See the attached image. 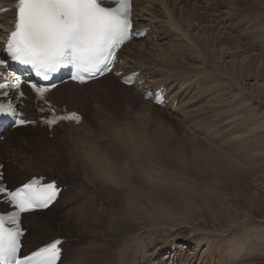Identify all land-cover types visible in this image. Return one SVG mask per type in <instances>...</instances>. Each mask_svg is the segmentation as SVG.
I'll return each mask as SVG.
<instances>
[{
    "label": "bare ground",
    "instance_id": "6f19581e",
    "mask_svg": "<svg viewBox=\"0 0 264 264\" xmlns=\"http://www.w3.org/2000/svg\"><path fill=\"white\" fill-rule=\"evenodd\" d=\"M11 1L13 0H0V4L2 6H7L10 4ZM143 1L141 2L142 3L141 5H143ZM173 1L175 2V0ZM237 1L240 2V4H243L242 6L240 5L241 8H239L238 6L239 4H231V5L225 4L226 6H224L223 4L221 5L222 2L218 3V2H214V0H204L203 1L204 4H202L203 7L201 6L199 7L200 9H204L205 12L204 11L202 12L206 16H207L206 12L208 13L215 12V16H213V18L214 17L215 18L213 21L217 23V25H220V26L222 25L223 29L224 27H226L225 24L229 23L227 25V28L232 30L235 28L233 26L234 22H237L239 24V21H241L242 17H247L249 19V22L252 19V22L254 23L252 26L246 27V31L250 32L251 30H253L251 31L252 34L259 35L261 33V35H263L264 34V0H256L255 1L256 6L251 5L252 6L251 8L244 7V4L249 5L248 3L250 2L244 1V0H237ZM138 2L136 3V0H133V3L138 4ZM152 2H154V0ZM156 2L159 3L160 1L155 0V3ZM181 2L183 3V7L187 9L184 12L186 13V15L184 16H186V18H190V20L192 21L193 20L192 12H189V10L191 9L194 10L195 8H192V5L190 4L189 0L188 1L181 0ZM234 2L236 3V1ZM155 3H148V5H146L147 8H145V11H146L145 14L147 15H145L144 13L141 15L140 12L136 13L137 8L136 7L133 8V12H134L133 17H134L136 28H145L149 30L150 33H153L151 38L153 40H156L155 46L157 47L156 51L158 54H159V49L164 51V49L167 47L165 45H169L173 48V52L182 53V54L186 53L185 55L192 59L193 61L192 63L199 62L198 63L199 65L195 66L190 63V66H189L187 64H184L181 61L170 59L174 57V56H171L170 58L165 60V62H167L169 66H164L162 65L160 61H155L153 58L150 57V55L153 54L154 52L151 54H146V52L143 51L146 47H144L143 50L138 49V47L137 48L135 47L136 48L135 49L134 45H135L136 40H134L122 46L121 50L119 51L120 57L123 52L128 51V48L133 47L132 54L135 57H144L146 59L145 60L146 62L144 64L145 66L141 68L135 67L134 65L129 64L124 61L122 64L118 65V69L124 70V73H123L124 75L134 74L135 72H137L135 74L136 81L133 87L135 88L136 93H138L141 97H143V94L149 90L154 92L155 90L159 89L163 93H165V97H166L165 103L167 104V107H171L174 101H177V102L183 101V98L185 97L184 94H187V93L190 95L188 97V100H186L185 102L187 104L191 102H193L194 104L198 103L201 101L202 98L207 97L208 100L206 101V103H204L205 105L199 104V106L197 107L195 106L196 109L188 108V110H190L189 113L185 116L181 114L182 115L181 117H184V121H186L187 123H190L191 127L193 128L192 130L194 132L203 133L204 136L202 138L205 139V138L211 137L213 139L215 137L217 139H220L222 136H224V139L221 140L219 144L211 143L212 147H208L206 149L207 153H203V152H198V149H195L194 147L191 146V144H193L192 143L193 141L194 142H204L205 141V140L200 139V137H197L198 134L195 133L196 136L190 135V138L187 137L186 139H183L182 137L179 136V134L173 131L175 133L174 136L172 133L171 134L169 133L171 135V136L169 135L170 136L169 143L172 144L175 141L173 145L176 147L175 148L172 147V148L177 150V152L174 153L170 150L169 154L172 155V157L169 155L170 157L167 158L168 157L167 155L166 157L167 159H164V161H161L159 159L156 160L155 157L157 155L159 157V155L168 154L166 150H164L165 147L162 146L163 149L160 147V145H162L161 142L163 143L164 140L166 141V137H167L166 132L163 131L159 134H156V137H151V138L149 137V141H146V136H145L146 125L141 124L142 122H139L141 125H133V126H130L128 129H126L127 135H124V136L129 135L127 140L131 139L130 140L131 144L124 143V141L122 140V137H120L122 141H120L119 139L116 142L105 144L104 146H102V144L101 146H99L96 144L93 145V144H88V143L87 145L81 144V145L74 146L72 150L69 151L68 155L67 154H63L62 156L59 155L57 156V160H54L55 163L53 162L52 163L55 165L57 169H61V167H63L64 170L67 169L69 172H72L70 174H74L77 178L83 177L82 179L87 184L94 186L96 192L95 194H93V196L91 195L90 198H86L83 202H81V204L76 203L75 205H72L71 204L72 197L68 198L67 203L60 200V197L66 196V193H67L65 191L64 192L62 191L63 194L61 192L59 196V200H57L54 204H52L45 211H35L32 213L24 214L22 216V225L24 228H27L25 220H28L29 218L31 220V224H34L35 226L37 224H44V226L48 225V227H53L55 229V231H53L52 233L50 232V234H48L47 238H43L45 239L44 241L39 240L38 239L39 236L37 237L34 236V238H29L25 234L23 238L24 254H27L28 252L34 250L35 248L43 244L48 243L49 241L55 238H66V240L61 244V246L66 249V247H68V245H70L71 243L74 244L77 242L76 240H73V238L77 237L76 235H79V234L90 235L91 234L94 236L95 239H97L96 236L98 235V233H100L102 230H105L106 232L108 231L109 232L108 234L110 235L104 240V242H100L101 244L97 245L93 249H91L89 246V248L87 249V252H88L87 257H85L84 259H82V256L77 257L73 261H75L74 264H111L110 260H111V255H112V249L114 246V234H115V230H114L115 221L113 219V217L115 218V216L113 215L114 212L121 215L120 217H122V219H124L123 221L125 222L130 221V222L136 223L137 221L139 224L143 222L145 223L147 222V224H150L153 227H157L158 225H161L160 223H162L163 220L165 221L166 220H176L177 218L191 217V215L194 213V207L196 205L193 199L194 197L196 198V196L198 197L200 195L201 197L202 196H206V197L214 196L216 198H224L227 193L226 187L230 183H231L230 185L234 188V191L232 190L231 193L236 191V193H240L243 195L248 194L249 190L252 189V186L248 185L246 181H253L255 183L257 182L256 185L262 184L264 187V172H262L263 174H261L260 172V175L259 173L256 172L259 169L264 170V157H258L259 154L261 153L264 154V152H260L262 145L260 146V144H257L259 139H261L260 136H262L260 135L261 134L260 130L262 128L264 129V122L263 120L257 119V110L260 104H257L255 107L251 105L252 103L254 104V102H256L255 99L257 100V98H255L256 97L255 94L257 93H255V90L254 91L252 90L253 91L252 93L247 94V95L242 94L241 97H239V94H241L242 92L241 90H243V88L241 87V81L244 80L242 79L241 81H239V78L241 77L239 74H241L243 77H247L248 71L249 72L251 71L252 67L256 64V62L263 60L264 39L262 41V46H258L260 45L259 42H261L260 40L262 39L258 38L259 39V42H258V39L255 38L254 41H252L249 44L250 47L252 48L249 47L250 48L249 50H246V49H242V51L240 50L241 53H246V55L250 51H254V54H249L247 56L245 55V58L248 60H245V58L241 60L242 61L241 63L245 64L244 66L238 67L237 63H234L233 65H231L233 68H236V69L238 68V71L237 70L234 71V69L230 70L227 67V65L226 66L222 65V63L224 64V57H225V56L223 57L224 54L222 55V57L220 56L222 59L221 60L222 63H218L216 60H213L216 58L215 56H217L216 53L210 52L209 50H207V44L205 45V44H202L201 42L200 43L197 42V44H195L194 47L192 48L186 43V41H183L182 39H180L176 44L175 39H172L173 36L175 37L177 35L174 31H180V30L182 31L183 27L176 26L177 25L176 16H178V13L173 9V3L171 4L167 0L164 1L163 4H161L162 3V0H161V3H160L163 8L165 6V8L168 9L169 11L168 14L171 15L170 17H166L165 16L166 14L164 15V13H162L160 8L158 9V7H161V6H158L155 9L154 8L156 7ZM192 3H195V2H192ZM166 9L163 11H167ZM242 14L245 16H242ZM12 17H13V14L10 12H6L0 15V33L2 32L3 28L7 27L8 21ZM164 19H166L169 24H167V22L164 23L163 22ZM182 25L185 26L184 24ZM217 25H216V28L218 29ZM151 26H153V28H151ZM250 27H252V29ZM194 28L196 27L191 26V29H194ZM209 29H212V28L209 27ZM246 31H245V34H247ZM217 33L218 34L216 38L217 39L216 43L221 42L222 39H226L227 41L232 40L233 43L234 42L236 43V41L231 38L232 37L231 35H230L231 37L225 36L221 34L219 30ZM148 36L150 35L147 34L141 41H144V42L147 41ZM254 37L255 35H253V38ZM238 44L237 45L235 44L236 47L230 46V49L232 48H234L235 50L240 49L241 47ZM214 46L215 44H213V47ZM176 48H178V50H176ZM258 51L260 52V56L258 54L259 53ZM170 55H172V53H170ZM234 56H236V54L233 51L231 57L233 58ZM176 57H178V55H176ZM245 61H248V62H245ZM183 65L186 67L181 69V66ZM238 75L240 77H238ZM156 77H158V79H156ZM116 81H114V79L110 77V75H107L97 80L83 84V85L75 84L72 82H67V83H64V84H61L55 87L48 94L47 99L52 101L50 96L55 95V94L58 95V97H65V96L69 98L74 97L75 99H78V101H76L78 104H81V105H86L85 103L92 104L94 107L93 108L94 115H97L98 113L102 111L100 104H98L99 106H95L96 103L100 102L96 99V97L103 96V93L101 91L108 90V89L114 90L117 88L122 89V90H127V87L118 84ZM92 85L93 87H96V90L89 92L86 95L83 92V90ZM183 86H184L183 90L179 92V90ZM254 89H255V86H254ZM218 90H220L221 93ZM234 91H236V93ZM256 91H258V89ZM226 95L227 97H225ZM223 97H225V99H223ZM210 101L217 102V104L219 105H215L211 110L205 111L207 103ZM148 102H147L148 104L152 103L151 100H148ZM247 102H250L251 104L250 103H249L250 105L246 104ZM25 103H26V107L28 108L30 106L29 98L25 100ZM142 105L144 106V104ZM60 106L66 108V105H60ZM66 109L76 110V109H68V108ZM140 109H144V107ZM233 110H234V113L230 114L229 112ZM135 111L133 114L135 118H137V115L141 118L143 114L147 113L145 112V110L144 112H141V110H138L136 112ZM185 111H187L186 108H185ZM204 111L210 114H207V115L205 114L206 115L205 116ZM78 112L82 114V119L80 123L74 124L72 122H60L54 127V130L62 124L71 126L73 129H77L78 127L84 125L87 118L81 111H78ZM228 115H231L232 118H234L230 122L231 123L235 122L236 124L235 126L232 127V130L227 131L224 129L226 128L225 123L228 118ZM127 116L129 117V115H126V117ZM128 117L126 119H128ZM143 119H144V116H143ZM217 119L219 121L217 122L216 126L211 125L215 123ZM204 125L206 127L210 125L211 126L205 129V127H202ZM28 127L29 126L17 128L16 130L12 131V135H13V132L17 133ZM121 128L122 127H120V129L119 128L118 129L116 128V129L122 132L123 129ZM243 128H246V131H248L250 134L244 135L238 132L242 130ZM180 129L183 132V129L182 128ZM243 130L245 131V129ZM215 131H218L219 134L218 135L215 134ZM230 131L236 132L237 134L232 137L230 136L231 135ZM132 132L133 134L130 137V134ZM250 135L252 136L250 137ZM8 136L9 137L7 138V141L8 139H10L9 140L10 147H14V146L20 147V145L22 144V141H21L22 138H17V139L12 140V138H10L11 133H9ZM162 136H166L164 140L162 139ZM179 138H182V139L179 140ZM90 142L91 141H89V143ZM234 143H236L235 146H234ZM1 144L2 143L0 142V146ZM6 149H7V152L0 151V153L4 154L6 158L10 157L13 160H15L14 159V157L16 156L15 152L10 151L9 153V149L7 147ZM208 149H210V151H208ZM66 150H68V148H66ZM60 156L63 158H61ZM58 157L60 159H58ZM146 160L150 162V165L147 166ZM11 161L12 160H5V161L1 160L0 162L6 163L7 172L10 175L17 176L19 174L18 173L19 171H16L15 170L16 168H14L13 170H10L9 166H12L10 164ZM167 162H169L172 165H177V167L180 168L181 170L178 171L176 169L177 167L174 168L170 164L168 165ZM17 167L19 166L17 165ZM158 167L161 169H164V171L163 170L162 171L168 174V175H165L166 179L159 178L163 174H160L159 177L158 176L155 177V174L158 173L157 172ZM175 171L180 172L179 176L181 177H179V180H177L178 178L177 175L173 173ZM195 171L196 172L199 171V174H201L202 177L206 176L204 180H207V182H205V184L203 185V187H201V189H199L196 186V184L194 185L193 183V185H190V183L186 181L187 177H189L187 174H189L190 172H193L192 174L196 175ZM79 172L82 173V176L78 174ZM34 175H39V174L33 173L28 176L25 175L23 176L21 181L15 184L13 187L18 186L21 183H24L27 179H29L31 176H34ZM53 179L55 178L51 177L49 178L48 181H51ZM67 184L69 183L67 182L64 183V185H67ZM237 187L239 188L241 187L243 188V190L241 191L239 190V192H237L238 191ZM147 190L149 192L158 190V192L161 194L159 196H162L160 199L161 201L155 202V203H150L148 201V203L145 204L144 199L146 198ZM86 191L87 190L82 188L80 191H78V193L81 196H83ZM72 195H73L72 193L69 194V196H72ZM250 198L252 199L253 197L251 196ZM167 199H170L174 203L173 208L167 207L164 205V201ZM58 207L60 209H63V211L65 212L62 214L63 216H61V218L60 217L57 218L56 216H54V214L50 215V212H49L51 211V209L58 208ZM104 209L106 210L109 209L108 212L111 214L108 213L109 214L108 217H106L107 212L105 213L106 214L105 217L102 216L104 215L102 214ZM0 210L6 211L7 208L0 205ZM40 215L41 216L47 215L45 216L46 220H44L41 217L39 218L37 217ZM166 222L169 224L172 221H166ZM122 223L124 224V222ZM65 225L69 227V229L71 228L73 230L67 233L70 235H62V232H65V230L62 229L64 228ZM124 229L125 228H123L122 231H124ZM192 234L193 236L191 237V239L190 240L189 238L188 240L185 239L183 243L178 242V240H175V238L173 237L169 242L162 243L158 249L151 251V255L154 256L152 261L159 260V262L155 264H210V263L213 264L214 260H216V257L221 258L228 253L233 254L234 256L227 258L223 263V264H227L232 259L238 260L239 257L242 256V253L243 255L245 253L247 255L249 251L251 255L255 254L256 252L259 251L260 238L264 240V234H262L259 237L254 236V238L252 240H249V242H252L255 245H252L253 248H248V251H247L246 249H243V248L248 247V245L250 246V244L247 243L246 241L247 238L244 239V237H237V238L235 237L236 239H233V240L232 239L230 240L229 238L224 237V239L222 238L220 240L219 239L214 240L211 238L210 234H207L202 231L200 232L193 231ZM72 235H75V236H72ZM212 235H215V234H212ZM125 238H127L128 240V243L126 242L128 249L129 250L135 249L133 250L134 253L138 254L140 251L139 242H144V240H140V235H135L134 237H130V238L126 236ZM190 243L193 244L194 248L191 249L193 251H191V253L184 255L183 258H179V254L182 251V249L188 246L190 247L191 246ZM184 244H185V247H184ZM200 246H204L205 249H202L201 254L199 255V257H197L198 252L200 251V248H201ZM263 247L264 245L260 247V250H262L261 248ZM215 248H219V250L216 252ZM194 251L195 252L197 251V253L196 254L193 253ZM214 252H216L218 256ZM142 258H144V256ZM64 260L65 259L63 258L61 261H59L58 264H62ZM133 262L135 263V261H132L131 264H133ZM145 262L147 264L148 263L152 264L151 260L147 261L146 259L144 260V263ZM232 263L234 262L232 261Z\"/></svg>",
    "mask_w": 264,
    "mask_h": 264
},
{
    "label": "rangeland",
    "instance_id": "374dc122",
    "mask_svg": "<svg viewBox=\"0 0 264 264\" xmlns=\"http://www.w3.org/2000/svg\"><path fill=\"white\" fill-rule=\"evenodd\" d=\"M142 1L143 0H136V3L138 2V4L135 3V7L137 8L136 13L140 12L141 15L143 13L144 14L146 13L145 8H147L146 5H148V3H155V0H154V2H152L153 0L152 1L147 0L148 3L146 0H144L143 5H141ZM156 1H160V2L159 3L156 2L155 3L156 7H154V8L156 9L158 6H161V7H158V9L160 8L162 13H164V15L166 14L165 15L166 17H170L171 15L168 14V12H169L168 9H166L165 6L163 5L164 8L167 10V11H163L165 9L161 5L166 0H164V1L162 0V3H161V0H156ZM167 1H169L171 4L173 3V9L178 13V16H176L177 17V25L176 26L183 27L182 31L181 30L180 31H174L177 35L175 37L173 36L172 39H175L176 44L180 39H182L183 41H186V43L189 46H191L192 48L194 47L195 44H197V42L198 43L201 42L202 44H205V45L207 44V50H209L210 52H214L217 55V56H215L216 58L213 60H216L218 63H222L221 57L224 54L223 55V57L225 56L224 57V64L222 63V65L223 66L227 65V67L230 70L234 69V71H236V70L238 71V68L236 69V68H233L231 66L234 63H237L238 67L245 65V64L241 63L242 62L241 60L245 58L246 53H241V51H242V49L249 50L250 48H252V47H250L249 44L252 41H254L255 38L256 39H258V38L262 39V40H260L261 42H259V39H258V42L260 43V45H258V46H262L264 34L263 35H261V33L259 35L258 34H252L251 31H253V30H251L250 32L246 31V27L253 25L254 22H252V19L249 22V19L247 17H242L241 21H239V24L237 22L233 23V26L235 27L234 29L230 30L227 28V25L229 23L228 24L226 23L225 24L226 27H224V29H223L222 25L221 26L217 25V23H215L213 21L215 18V17L213 18V16H215V12H213V13L206 12L207 13V16H206L202 12V11H204V9H200L199 6L203 7L202 4H204L203 3L204 0H189L190 4L192 5V8H195L194 10H192V9L189 10V12H192V17H193L192 21L190 20V18H186V16H184V15H186V13H184V12L187 9L185 7H183V3L181 2V0H175V2L173 0H171V1L167 0ZM234 1H236V3ZM244 1H248V2L252 3V4L248 3L249 5L244 4V7L251 8L252 6H256V2H255L256 0H244ZM192 2H195V3H192ZM214 2H218V3L222 2L221 5L223 4L224 6H226L227 4L228 5L239 4L238 5L239 8H241L240 5L241 6L243 5V4H240V2H238L237 0H214ZM229 2H231V3H229ZM182 10H184V11H182ZM145 15H147V14H145ZM240 15H241V13H240ZM242 16H245V15L242 14ZM159 20H161V19H159ZM163 22L166 23L167 20L164 19ZM181 23L184 24L185 26H183ZM167 24H169V23L167 22ZM216 25H217L218 29L216 28ZM191 26H195L196 28L191 29ZM213 26H215V27H213ZM209 27H211L212 29H209ZM151 28H153V26H151ZM250 28L252 29V27H250ZM218 30L221 32V34H223L225 36H228V37L232 36L231 38L234 39L236 41V43L235 42L233 43L232 40L227 41L226 39H222L221 42L216 43ZM245 31L247 32V34H245ZM148 34L150 35L147 38L148 40L145 42L141 41L143 38L140 40H137L135 42L134 48L138 47V49L143 50L144 47H146L143 51H145L146 54H151L154 52L155 54L154 53L151 54L150 57L153 58L155 61H160L162 63V65H164V66H169V64L167 62H165V60H167L171 56H174V57H172L170 59L181 61L184 64H187L189 66H190V63L195 65V66L199 65L198 64L199 62L198 63H192L193 62L192 59L190 57H187L185 55L186 53L182 54V53L173 52V48L169 45H165V46H167L166 47L167 49L165 48L166 49L165 50L163 48L164 51L159 49V54H158L156 51L157 47L155 46L156 40H153L151 38L153 33H150V31H149ZM239 34H240V36H239ZM253 35H255L254 38H253ZM229 41H230V43H229ZM256 42H257V40H256ZM213 44H215L214 47H213ZM235 44L236 45L238 44L241 48L237 49V50H235L234 48L230 49V46L236 47ZM244 44H245V46H244ZM227 45H229V46H227ZM132 48H128V51H125L122 53L121 64L125 61L129 64L134 65L135 67H140V68L144 67L146 59L144 57H135L132 54ZM171 48H172V50H171ZM150 50H152V51H150ZM176 50H178V48H176ZM233 51L236 54V56L233 57L234 59L231 57ZM170 53H172V55H170ZM156 54H157V56H156ZM249 54H254V51H250L247 53V55H249ZM258 54L260 56V52ZM176 55H178V57H176ZM230 60L232 61V63ZM236 60H237V62H236ZM245 60H248V59L245 58ZM181 62H180V64H181ZM239 62H240V64H239ZM245 62H248V61H245ZM184 67H186V66H184V65L181 66V69H183ZM252 69L250 71L251 73L248 71L247 77H243L241 74H239L241 77L238 75V77H240L239 81L244 79L241 81V87L243 88V90H241L242 92H241V94H239V97H241L242 94H245V95L250 94L254 90H255V93H257V94L260 93L259 95L255 94V96H256L255 98H257V100L255 99L256 102H254V104L253 103L251 104L250 102H247L246 104L250 103L253 107H255L257 104H260L258 107V110H257V119L263 120V122H264V57H263V60L257 61L256 64L252 67ZM110 77H112L114 79V81L117 80L116 82L118 84L123 85L121 83V81L118 80L117 78H115L113 76H110ZM156 79H158V77H156ZM159 79H160V77H159ZM123 86H125V85H123ZM254 86H255V89H254ZM125 87H127V90H122V89L117 88L114 90L108 89V90L101 91L103 93V96L102 97H96V99L100 102L96 103L95 106H99L98 104H100L102 111L100 113H98L97 115H94V111H93L94 107L92 104L85 103L86 105H81V104H78L76 102V101H78V99H75L74 97L69 98L66 96L65 97H58V95H56V94L51 95L50 96L51 100L58 107H61L60 105H66V108H68V109H76L78 111H81L86 116L87 120L84 123V125L78 127L77 129H73L71 126L62 124L53 131L52 130L47 131L44 127L29 126L28 128L21 130L20 131L21 134H20V132H17V133L13 132V135H12V132H10L11 133L10 138H12V140L17 139V138H22L21 139L22 144L20 145V147L19 146L18 147H15V146L10 147L9 146V144H10L9 140L10 139H8V141H7V138L9 137L8 136L9 133H8L6 135V138L3 141H1L2 144L0 146L1 147L0 151L1 152H7V149H6V147H7L9 149V153H10V151L15 152V154H16V156L14 157L15 160H13L10 157L6 158L4 154L0 153V161L1 160L2 161L3 160L4 161L5 160H12L10 162V164L12 166H9L10 170H13L14 168H16L15 170L19 171L18 172L19 174L17 176L10 175L7 172L6 163L1 162L4 165L3 170L5 171V181L8 183L9 187H13L15 184L19 183L21 181V179L23 178V176H25V175L28 176V175H31L33 173L40 175V173H41L42 175L46 176L47 179H49L51 177L55 178V180L58 182V185H60L63 188L62 191L67 192L66 196L63 197L61 195L62 197H60V200L67 203L68 198L72 197V200H71L72 205H75L76 203L81 204V202H83L86 198H90L91 195L93 196V194H95L96 190H95L94 186L87 184L82 179L83 177L77 178L74 174H70L72 172H69L67 169L64 170L63 167H61V169H57L55 167V165L53 164V163H55L54 160H57V156H59V155H61V156L63 154L68 155L69 151H71L74 146L81 145V144L87 145V143H88V144H93V145L96 144L99 146H101V144H102V146H104L105 144L116 142L119 139H120V141L123 140L124 143L131 144V141H130L131 139L127 140L129 135L128 136H124V135H127L126 129H128L130 126H133V125H141V124L146 125V130H145L146 141H149V137L150 138L156 137V134H159L163 131L166 132L167 137L162 136L163 140L166 137V141L164 140L163 143L161 142L162 145H160V147L162 149H163V147H165L164 150H166V152L168 154L159 155V157L157 155L155 157L156 160L159 159L161 161H164V159H167L170 156L172 157V155L169 154L170 150L174 153L177 152V150L173 149L176 147L173 145L175 143V141L172 144L169 143V140H170L169 138L171 136L170 135L171 133L173 134V136L175 133H177L183 139H186L187 137L190 138V135L196 136V134H198L197 137H200V139L205 140V141L204 142H194L193 141L192 142L193 144H191V146L194 147L195 149H198V152H203V153H207L206 149L208 147H212L211 143H214V144L218 143L219 144L221 142V140L224 139V136H222L220 139H217L215 137L213 139L211 137H208L205 139L202 138L204 136V134L201 132H198V133L194 132L192 130L193 128L191 127L190 123H187L186 121H184V117H181L182 116L181 114H183L185 116L189 113L190 110H188V108L189 109H192V108L196 109V107L199 106V104L203 105L204 103H206V101L208 100L207 97L202 98L200 102L195 103V104L193 102H191L192 103V105H191V103H189V104L185 103L186 100H188V97L190 96L187 93V94H184L185 97L183 98V101H179V102L174 101L173 104L171 105V107H167L166 103L164 106H157V105H154L153 103L148 104L150 102H148V100H145L138 93H136L135 88L133 86H129V87L125 86ZM183 88H184V86L181 87L179 92L182 91ZM257 89H258V91H256ZM95 90H96V87H93V85H92L90 87L85 88L83 90V92L87 95V93L95 91ZM110 90H112V91H110ZM80 91H82V90H80ZM218 91H220V90H218ZM234 92L236 93V91H234ZM220 93H221V91H220ZM112 94H114V95H112ZM225 97H227V95ZM225 97H223V99H225ZM29 102H30V106L28 108L25 106L23 109H24V111L28 117H35L36 113H35L34 103H33L31 96L29 97ZM141 103L144 104V106ZM127 104H129L130 106ZM146 104L151 106V107L147 106ZM215 105H219V104H217V102H211V101L208 102L207 106L205 108V111L211 110ZM143 107H144V109H140ZM185 108L187 111H185ZM148 109H149V111H148ZM135 110L136 111L141 110V112H144V110H145V112H147V113H145L147 115V117L145 114H143L144 119H143V116L140 118L138 115H137V118H135V116L133 115ZM205 111H204V115L210 114V113H207ZM157 112H159V113H157ZM229 113L233 114L234 110L230 111ZM126 115H129V117L127 116L128 119H126L127 118ZM124 116H125V118H124ZM122 119H123V121H122ZM233 119L234 118H232L231 115H228V118H227L226 123H225L226 128L224 130H227V131L232 130V127L235 126V124H236L235 122L234 123L230 122ZM178 120L182 123H180ZM218 121L219 120L217 119L216 122L211 124V125L216 126ZM120 122H122L123 124ZM139 122H142V123L140 124ZM115 125H116V127H115ZM119 126L122 127L121 128V129H123L122 132L120 130H117L118 128L120 129ZM153 126H154V128H153ZM210 126H208V127H210ZM202 127H205V129L208 128L205 125ZM180 128L183 129V132ZM243 129H245V131ZM243 129H242L243 131L240 130L238 132H240L244 135L250 134L248 131H246V128H243ZM173 131H175V133ZM184 131H185V133H184ZM233 131L232 132L230 131V134H231L230 136H232V137L237 134L236 132H233ZM263 131H264V129L262 128L260 130V132H261L260 135H262V136H260L261 139H259V141L257 143V144H260V146L262 145L261 150L262 149L263 150L262 151L260 150V152H264V146H263L264 145V132ZM193 133L194 134L196 133V134L194 135ZM132 134H133V132L130 134V137ZM215 134L218 135L219 132L215 131ZM251 136L252 135H250V137ZM120 137H122V140ZM182 138H179V140H181ZM88 139H89V141H91L90 143H89ZM172 139H173V137H172ZM26 141H28V142H26ZM24 143L27 145H25ZM36 143H37V145H36ZM166 144H167V146H166ZM195 144H196V146H195ZM235 144L236 143H234V146H235ZM66 148H68V150H66ZM45 150H47L48 152ZM208 151H210V149H208ZM167 155H168V157H167ZM258 157H264V154L261 153L258 155ZM61 158H63V157H61ZM58 159H60V158L58 157ZM146 161H147L146 162L147 166L150 165V162H148V160H146ZM167 163H168V165L170 164L169 162H167ZM17 165L19 167H17ZM170 165L174 168L177 167V165H172V164H170ZM160 169L161 168L158 167V171H157L158 173L155 172L156 173L155 177L156 176L159 177L160 174H163L159 178L166 179L165 175H168V174L163 172L164 169H161V170ZM176 169L178 171L181 170L178 167ZM16 171H14V172H16ZM256 172L259 173V175H260V172H261V174H263L262 172H264V170L259 169ZM173 173L177 175V177H178L177 180H179V177H181V176H179L180 172L175 171ZM192 173L193 172H190L189 174H187L189 177H187L186 181H188L190 183V185H193V183H194V185L196 184V186L199 189H201V187H203L205 182H207V180H204V178H206V176L202 177V175L199 174V171H197V172L195 171L196 175L192 174ZM78 174L80 176H82L81 172H79ZM190 180H192V181H190ZM66 182L69 184L64 185V183H66ZM246 183L248 185L252 186V189H250L249 193L246 195L236 193V191L231 193L232 190L234 191V188L230 185L231 184L230 183L226 187L227 188V193L225 196L226 199H225V197L224 198H216L214 196H212V197L202 196L201 197L200 195L198 197L196 196V198L194 197L193 200L195 201L196 205L194 207V213L191 215V217L177 218L176 220H166V221H172L171 223H169L170 225L165 220H163V222L160 223L161 225H158L157 227H153L152 225L147 224V222L146 223L143 222L140 224L137 221H136V223H133L130 221L125 222V221H123L124 219H122V217H120L121 215L114 212L113 215L115 216V218L113 217V219L115 221L114 230H115L116 235L114 234V246L112 249V255H111V260H110L111 264H131L132 261H135V263L133 262V264H147L146 262L144 263V260H146V259H147V261L151 260V263L155 264V263L159 262V260L158 261H152V259L154 258V256L151 255L152 250L158 249L160 247V245L164 242H169L172 239V237L181 243H183L185 241V239L188 240V238H189V240H190L191 237L193 236V234H192L193 231L194 232L202 231V232H205L207 234H210L211 238L214 240H217V239L220 240L222 238L224 239V237H227L230 240L236 239L237 237H244V239L247 238L246 241L248 244H250V246L248 245V247L243 248V249H246L248 251V248H253L252 245H255V244H253L252 242H249V240H252L254 238V236L259 237L262 234H264V187L262 184L256 185L257 182L255 183L253 181H246ZM68 185H70V186H68ZM82 188L87 190L83 196H81L78 193V191H80ZM237 189H238L237 192H239V190L240 191L243 190V188H241V187L240 188L237 187ZM237 189H235V190H237ZM63 192H62V194H63ZM70 193H72L73 195L69 196ZM159 195H161V194L158 192V190H156V191L154 190L152 192H149L147 190L146 198L144 199L145 204L148 203V201L150 203L160 202L161 201L160 199L162 196H159ZM150 196L153 198H151ZM251 196L253 197L252 199L250 198ZM100 201H102V200H100ZM164 205L167 207H171V208L174 207V203L170 199L165 200ZM108 210L104 209V211L102 212V214H104V215H102V214L101 215L105 217V215L107 214L106 217H108V215L111 214L108 212ZM49 212H50V215L54 214V216H56L57 218H59V217L61 218V216H63L62 214L65 213L63 211V209H60L59 207L51 209V211H49ZM45 216H47V215H43V216L40 215L37 217L38 218L41 217L44 220H46ZM140 220H142V219H140ZM122 222H124V224ZM25 223L27 225L26 236L29 238H34V236L35 237L39 236L38 239L44 241L45 239H43V238H47L48 234H50V232L52 233L53 231H55V229L53 227H48V225L44 226V224H37L36 223L37 225L35 226L34 224H31V220L29 218H28V220H25ZM123 228H125L124 231H122ZM165 228H167V229H165ZM50 229H52V230H50ZM62 229L65 230V232H62V235H70L67 233L73 231L71 228L69 229V227H67L66 225ZM108 233H109L108 231L106 232L105 230H102L96 236L97 239H95L94 236L91 234L90 235H88V234L76 235L77 237L73 238V240L77 241V242L74 241V242H76V243H74L75 245L71 243L70 245H68V247H66V249L63 248L64 250L62 253V259L64 258L65 260L62 264H74L75 261H73V260L75 258L82 256V259H84L85 257H87V253H88L87 249L89 248V246L91 249H93L97 245H100L101 244L100 242H104V240L110 235ZM212 234H215V235H212ZM103 235H104V237H103ZM135 235H140V240H144V242H139V250H140V251L138 250L139 255L134 253L133 250H135V249L129 250L128 246L126 245V242L128 243V240L125 237L127 236L130 238V237H134ZM72 236H75V235H72ZM121 237H123V238H121ZM119 238H121V239H119ZM39 242H41V241H39ZM86 244H87V246H86ZM149 244H150V246H149ZM259 245H260L259 251L256 252L255 254L251 255L249 253V251H248L249 255L248 254L246 255V253L243 255V253H242V256H240L238 260L232 259L227 264L232 263V261L234 262L232 264H264V247L261 248L262 250H260V247L262 245H264V240H262L261 238H260ZM184 247H185V244H184ZM200 247L201 248H200V251L198 252L197 257H199V255L201 254L202 249H205L204 246H200ZM192 248H194L193 244H191L190 247L188 246V247L182 249V251L179 254V258H183L184 255L191 253V251H193V250H191ZM125 249H126V251H125ZM127 249H128V251H127ZM215 249H216V252L219 250V248H215ZM246 250H244V251H246ZM85 251H86V253H85ZM216 252H214V253H216ZM82 253H84V254H82ZM120 253L121 254L125 253V254L124 255L122 254V256H121ZM193 253L196 254L197 251L196 252L194 251ZM116 255H117V257H116ZM216 255H217V253H216ZM143 256H144V258H142ZM231 256H234V255L228 253L221 258L216 257V260H214L213 264H223L224 261ZM162 257H163V255H162ZM112 258H113V260H112Z\"/></svg>",
    "mask_w": 264,
    "mask_h": 264
},
{
    "label": "snow or ice",
    "instance_id": "6c2138e0",
    "mask_svg": "<svg viewBox=\"0 0 264 264\" xmlns=\"http://www.w3.org/2000/svg\"><path fill=\"white\" fill-rule=\"evenodd\" d=\"M112 2L114 7L103 6L104 0H16L15 22L3 50L11 61L27 66L44 81L64 68H70L71 79L80 83L103 75L111 70L116 50L132 35H143L129 31V0ZM5 63L0 60V73L6 70ZM20 83L19 79L9 80L0 74V92L8 87L18 89ZM30 87L38 97L48 90L43 84L30 83ZM3 95L7 97L6 92ZM18 115L12 104L0 103V116L13 118L17 125L27 123L16 118ZM60 120L79 123L80 117L74 112L53 114L46 123L51 127ZM56 193L54 183L44 184L40 178L15 190L0 186V197L13 209L0 213V264H58L60 240L26 256L19 255L21 214L47 207Z\"/></svg>",
    "mask_w": 264,
    "mask_h": 264
}]
</instances>
